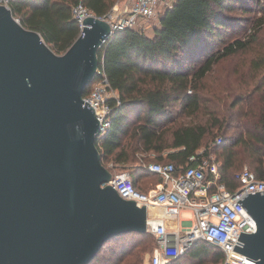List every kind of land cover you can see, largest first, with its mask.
Instances as JSON below:
<instances>
[{"label": "water", "instance_id": "obj_1", "mask_svg": "<svg viewBox=\"0 0 264 264\" xmlns=\"http://www.w3.org/2000/svg\"><path fill=\"white\" fill-rule=\"evenodd\" d=\"M89 15L62 54L0 4V264H89L110 238L146 233L147 208L122 198L96 139L100 121L83 99L114 35ZM240 203L256 220L227 264H264V190Z\"/></svg>", "mask_w": 264, "mask_h": 264}, {"label": "trees", "instance_id": "obj_2", "mask_svg": "<svg viewBox=\"0 0 264 264\" xmlns=\"http://www.w3.org/2000/svg\"><path fill=\"white\" fill-rule=\"evenodd\" d=\"M117 1L8 0L7 3L25 27L38 31L56 53L62 54L80 34V24L73 15L77 4L82 2L94 14L102 16ZM237 8L259 15L246 38L226 39L231 28L247 20L231 15ZM263 27L264 1L261 0H175L173 7L160 16L159 25L151 30L116 31L98 52L99 67L117 94L109 98L110 127L96 139L103 163L134 162L138 152H153L157 154V161L184 165L204 145L211 127L175 121L174 106L193 107L192 111H198L203 103L204 80L215 65L248 49ZM256 88V97L249 99V124L241 128L239 137L234 140L224 135L215 137L224 138L222 144L213 147L212 153L220 165L221 181L230 189L238 186L236 174L246 163L264 179V83ZM89 92L90 85L84 95ZM227 139L232 142L228 143ZM139 170L130 174L143 191L161 180L145 166ZM141 179H150L151 183ZM151 234L129 232L114 236L103 244L89 264H142V251L137 248L139 241L127 243L124 238L127 235L145 238ZM209 258L221 264L224 252L217 245L199 240L167 264H185L186 259L204 264Z\"/></svg>", "mask_w": 264, "mask_h": 264}, {"label": "built area", "instance_id": "obj_3", "mask_svg": "<svg viewBox=\"0 0 264 264\" xmlns=\"http://www.w3.org/2000/svg\"><path fill=\"white\" fill-rule=\"evenodd\" d=\"M118 0L105 15L99 16L82 2L73 8V15L83 27L89 15L106 18L112 31L134 28L146 31L159 23L160 16L173 7L175 0ZM8 5V3H7ZM112 36V35H111ZM110 36V37H111ZM116 97L110 88L103 68L99 67L90 92L84 101L95 108L100 121L98 136L103 135L111 124L112 107L109 98ZM224 141L222 136L191 154L184 165L153 160L146 169L160 177V181L143 191L136 185L130 172L118 170L111 161L104 165L111 172V179L102 186L112 185L124 199L136 200L138 206L146 205L147 230L156 239V246L148 256L147 264H167L182 256L197 241L204 240L217 245L224 252L223 264H227L232 251L256 260L234 249L243 246L238 239L240 232H255L256 220L238 201L248 193L264 190V179L248 167L236 174L238 186L230 189L221 181L220 165L212 149ZM190 210L191 217L182 218V211Z\"/></svg>", "mask_w": 264, "mask_h": 264}, {"label": "rangeland", "instance_id": "obj_4", "mask_svg": "<svg viewBox=\"0 0 264 264\" xmlns=\"http://www.w3.org/2000/svg\"><path fill=\"white\" fill-rule=\"evenodd\" d=\"M7 1L0 0V4H7ZM125 2L126 0H123L121 4L124 5ZM231 15L242 16L243 19L247 20L243 25L239 23L237 26L231 28L226 34V39L232 37L246 38L247 34L251 31L250 27L259 13L241 12L237 8ZM15 17L19 19V17ZM158 25L159 23L155 21L153 27ZM220 45L221 42L218 43V46ZM260 58L264 59V27L259 31L256 40L248 49L239 51L236 55L215 65L212 73L204 80L202 89L203 103L198 111H192L193 107L185 109L180 105L174 106L175 121L199 123L211 127V134L206 138L203 146L212 142L217 135L232 137V140L239 137L241 128H246V124L250 119L248 116L249 99L256 97V87L264 83V60H256ZM255 61H259V64L255 63ZM218 117L221 120L219 124ZM132 119H135V116L132 115ZM168 125L170 124L168 123ZM227 140L228 143L232 142V140ZM156 157L157 154L153 152H138L136 154V161L115 164H117L118 170H126L132 173L133 170L140 171L139 169L144 168L150 161L156 160ZM244 167L253 170L250 164L246 163L238 172ZM140 181L146 184L151 183L150 179H141ZM189 217H191L190 210L182 211V218ZM138 241L139 245L137 248L142 251V264H147V258L153 253L156 246L155 237L151 234V236L145 238L134 235H127L124 238V242L127 243L136 244ZM206 261L204 264H220L215 263L212 258ZM184 262L185 264H196L189 259H186Z\"/></svg>", "mask_w": 264, "mask_h": 264}, {"label": "crops", "instance_id": "obj_5", "mask_svg": "<svg viewBox=\"0 0 264 264\" xmlns=\"http://www.w3.org/2000/svg\"><path fill=\"white\" fill-rule=\"evenodd\" d=\"M202 147H203V146H202ZM202 147H201V148H202ZM201 148H200V149H201ZM200 149H199V150H200Z\"/></svg>", "mask_w": 264, "mask_h": 264}]
</instances>
